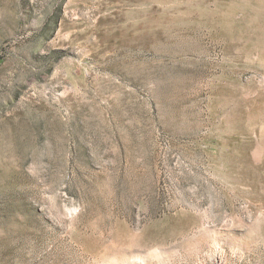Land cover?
Returning a JSON list of instances; mask_svg holds the SVG:
<instances>
[{
  "label": "rangeland",
  "instance_id": "obj_1",
  "mask_svg": "<svg viewBox=\"0 0 264 264\" xmlns=\"http://www.w3.org/2000/svg\"><path fill=\"white\" fill-rule=\"evenodd\" d=\"M0 264H264V0H0Z\"/></svg>",
  "mask_w": 264,
  "mask_h": 264
}]
</instances>
